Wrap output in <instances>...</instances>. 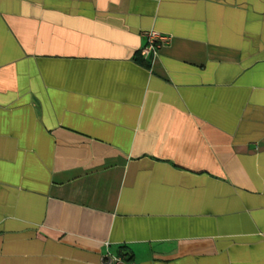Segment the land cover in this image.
<instances>
[{
    "label": "crops",
    "instance_id": "1",
    "mask_svg": "<svg viewBox=\"0 0 264 264\" xmlns=\"http://www.w3.org/2000/svg\"><path fill=\"white\" fill-rule=\"evenodd\" d=\"M120 251L264 264V0H0V264Z\"/></svg>",
    "mask_w": 264,
    "mask_h": 264
},
{
    "label": "built area",
    "instance_id": "2",
    "mask_svg": "<svg viewBox=\"0 0 264 264\" xmlns=\"http://www.w3.org/2000/svg\"><path fill=\"white\" fill-rule=\"evenodd\" d=\"M145 42L139 49V55L144 60H151L159 53L160 48L166 44L170 37L157 30L148 29L143 31ZM105 264H132L121 255L110 256L105 260Z\"/></svg>",
    "mask_w": 264,
    "mask_h": 264
},
{
    "label": "trees",
    "instance_id": "3",
    "mask_svg": "<svg viewBox=\"0 0 264 264\" xmlns=\"http://www.w3.org/2000/svg\"><path fill=\"white\" fill-rule=\"evenodd\" d=\"M119 255L123 256V257H124V259L128 260V258L126 257V255H125V254H123V251H120V252H119Z\"/></svg>",
    "mask_w": 264,
    "mask_h": 264
}]
</instances>
